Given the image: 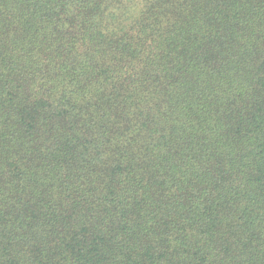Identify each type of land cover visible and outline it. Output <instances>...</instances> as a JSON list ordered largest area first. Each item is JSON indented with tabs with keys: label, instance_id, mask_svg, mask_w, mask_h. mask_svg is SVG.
Instances as JSON below:
<instances>
[{
	"label": "trees",
	"instance_id": "1",
	"mask_svg": "<svg viewBox=\"0 0 264 264\" xmlns=\"http://www.w3.org/2000/svg\"><path fill=\"white\" fill-rule=\"evenodd\" d=\"M0 264H264V0H0Z\"/></svg>",
	"mask_w": 264,
	"mask_h": 264
}]
</instances>
